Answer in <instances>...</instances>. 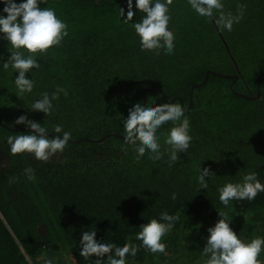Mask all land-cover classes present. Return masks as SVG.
Returning a JSON list of instances; mask_svg holds the SVG:
<instances>
[{
  "label": "trees",
  "instance_id": "trees-1",
  "mask_svg": "<svg viewBox=\"0 0 264 264\" xmlns=\"http://www.w3.org/2000/svg\"><path fill=\"white\" fill-rule=\"evenodd\" d=\"M223 4L225 13H235L241 4L245 8L231 32L197 16L187 0H172V54L140 47L134 29L121 18L126 0H46L40 5L54 8L69 34L38 55L40 67L29 74L35 81L31 94L20 96L13 83L18 73L0 66V121L19 129L25 126H14L15 120L27 115L50 132L60 124L72 136L63 153L44 162L27 153L11 155L7 137L30 130L0 125V264H44L46 259L63 264V251L76 264H96L95 255H79L78 244L80 232L95 227L98 239L138 246L127 264H203L200 237L218 219L217 212L233 219L230 226L241 239L264 236V193L254 201L233 200L226 208L216 192L225 180L238 181L247 171L264 182V0ZM10 47L0 36V57L6 60ZM208 70L237 79L209 73L193 88L189 106L192 85L201 83ZM58 87L67 95L53 101L50 115L28 110L40 94ZM162 95L158 103L180 97L183 106L178 99L173 102L190 120L193 139L174 163L167 155L154 161L148 152L138 158L133 144L117 136L75 142L109 133L125 136L128 105L136 100L156 104ZM172 126L168 122L158 130L162 150ZM200 166L216 173L206 190L197 182ZM164 210L179 219L163 238L165 253L153 254L135 235Z\"/></svg>",
  "mask_w": 264,
  "mask_h": 264
},
{
  "label": "clouds",
  "instance_id": "clouds-1",
  "mask_svg": "<svg viewBox=\"0 0 264 264\" xmlns=\"http://www.w3.org/2000/svg\"><path fill=\"white\" fill-rule=\"evenodd\" d=\"M46 0H0L4 5L0 9V36L10 45V55L5 60L0 57V66L7 70L11 68L18 75L13 80L20 96L31 94L35 81L29 78L33 69H38V55L46 53L54 46H59L68 36V24L58 17L56 10L45 5ZM172 0H126L127 12L121 7V18L130 24L139 37V45L143 49L161 48L172 54L175 49V32L170 26V5ZM191 10L199 17L211 19L218 29L231 32L233 26L244 17V6L238 5L237 11H223V0H187ZM139 18L134 20L137 14ZM31 77V75H30ZM67 95L66 89L58 87L55 92H44L34 100L29 111L42 112L45 116L53 111V101L59 94ZM123 116V115H122ZM168 122L172 127L167 131L163 144L160 142L158 130ZM24 125L30 131L17 133L7 137V145L11 155L31 154L38 161H49L57 153H63L69 143L72 133L65 131L57 124L50 132L41 123L20 115L14 122ZM122 127L125 138L133 144L137 157L146 152L154 161L167 155L169 163L179 158V153L187 152L193 139L190 134V120L185 116V110L179 103H156L133 101L128 105L127 115L123 116ZM55 133V136H49ZM29 179L33 169L25 170ZM197 182L200 190H206L208 181L216 175L209 167L198 168ZM218 200L224 207H229L231 201H254L258 194L264 193V182L256 172H245L240 180H225L216 187ZM176 199L175 193L171 197ZM218 219L206 229L207 235H201L204 241L202 247L203 264H264L260 259L264 252V236H256L251 240H243L231 227L233 219L227 213L217 212ZM179 217L167 210L161 211L156 217L150 218L139 226L135 239L150 253H165L167 244L163 238L172 231ZM97 228L80 232L79 255L90 258L95 255L96 264H102L107 259L108 264H127V257H135L138 246L131 241L117 244L113 240L97 238ZM240 233V232H239ZM106 254V255H105ZM44 264H53L46 259Z\"/></svg>",
  "mask_w": 264,
  "mask_h": 264
},
{
  "label": "water",
  "instance_id": "water-1",
  "mask_svg": "<svg viewBox=\"0 0 264 264\" xmlns=\"http://www.w3.org/2000/svg\"><path fill=\"white\" fill-rule=\"evenodd\" d=\"M209 73H213V74H215V75H221V76H224V77H227V78H233L234 80L237 79V76H236V75L231 76V75H226V74L217 73V72H214V71L208 70V71L205 73L204 80H203L201 83H194V84L192 85V87H191V91H190L189 106H190L191 103H192L191 95H192L193 88H194L195 86H199V85H201L202 83H204V82L206 81V79H207V75H208ZM263 75H264V74H263ZM257 81H258V78H257ZM259 92H260V91L258 90V94H259ZM243 96H244V97H247V96H245V95H243ZM162 98H163V95H162V97H160V98L156 101V103H158V101L161 100ZM247 98H254V97H247ZM176 99L180 100V102H181V104H182V106H183V102L181 101L180 97H178V96L172 98V99L169 101V103H172V102L175 101ZM186 109H187V108H186ZM0 125H2V126H4V127H7L8 129H11V130H23V129L29 130V129H27L26 127H21V128H19V129H18V128H17V129H13V128L7 126L5 123H3V122H1V121H0ZM48 135H49V136H55L56 134H54V133H49ZM109 136H117V137H120V138H123V139L126 140L125 136L122 135V134H119V133H109V134H107V135H105V136H103V137H101V138H98V139H92V138H88V137H83V138H80V139L75 140V142H80V141H93V142H100V141L104 140L105 138H107V137H109Z\"/></svg>",
  "mask_w": 264,
  "mask_h": 264
},
{
  "label": "rangeland",
  "instance_id": "rangeland-1",
  "mask_svg": "<svg viewBox=\"0 0 264 264\" xmlns=\"http://www.w3.org/2000/svg\"><path fill=\"white\" fill-rule=\"evenodd\" d=\"M178 259H180L178 257ZM61 261L63 262V264H76L74 262H72V254L69 251H63L62 255H61ZM55 264V263H53Z\"/></svg>",
  "mask_w": 264,
  "mask_h": 264
},
{
  "label": "flooded vegetation",
  "instance_id": "flooded-vegetation-1",
  "mask_svg": "<svg viewBox=\"0 0 264 264\" xmlns=\"http://www.w3.org/2000/svg\"><path fill=\"white\" fill-rule=\"evenodd\" d=\"M174 98V97H173Z\"/></svg>",
  "mask_w": 264,
  "mask_h": 264
}]
</instances>
